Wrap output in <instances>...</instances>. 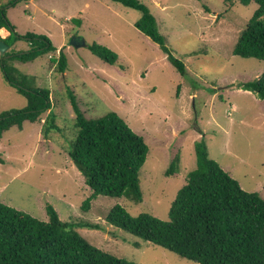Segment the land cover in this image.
I'll list each match as a JSON object with an SVG mask.
<instances>
[{"label":"rangeland","instance_id":"obj_1","mask_svg":"<svg viewBox=\"0 0 264 264\" xmlns=\"http://www.w3.org/2000/svg\"><path fill=\"white\" fill-rule=\"evenodd\" d=\"M139 1L155 16L171 53L183 61L185 75L135 27L140 11L121 3L0 0L22 36L6 52H29L34 44L24 37L26 33L44 35L56 47L26 62L12 60L18 71L11 76L18 86L48 92L60 126L58 132L43 135L46 111L34 122L24 121L21 130L12 127L2 133L0 203L45 221L46 207L51 205L62 221L97 225L75 229L92 245L137 264H198L111 225L105 217L120 204L131 215L148 212L167 220L172 200L195 167L193 142L202 135L209 157L243 190L258 192L264 199V100L238 86L258 77L263 63L232 52L257 5L238 0ZM73 37L85 45L74 47ZM93 42L116 52L115 64L94 55L87 47ZM60 50L67 58L64 73L55 72L51 60ZM6 52L0 54V62ZM22 74L29 80H22ZM68 89L77 94L86 118L116 112L149 145L139 170L141 202L98 195L88 209L82 208L92 190L67 152L75 136L66 121L75 118ZM25 104V97L6 81L0 66V114ZM176 155L179 160L167 175Z\"/></svg>","mask_w":264,"mask_h":264},{"label":"trees","instance_id":"obj_2","mask_svg":"<svg viewBox=\"0 0 264 264\" xmlns=\"http://www.w3.org/2000/svg\"><path fill=\"white\" fill-rule=\"evenodd\" d=\"M112 1L140 11L135 27L157 43L180 75H185L183 61L167 47L148 7L139 0ZM238 2L243 5L254 2L257 6L240 31L232 52L263 63L258 77L238 86L264 100V0ZM6 12V5L0 4V28L9 31V35L0 39L11 48L22 36L17 34ZM24 37L35 47L27 53L9 50L1 56L4 78L25 97L26 104L22 109L0 114V139L4 131L12 127L21 130L24 121L34 122L46 111L41 126L43 135L60 130L48 92L25 88V84L18 86L11 76L18 71L12 60L26 62L40 53L56 51V47L44 35L26 33ZM87 47L110 64H115L118 58L105 45L93 42ZM52 58L56 63L55 72L64 73L66 55L60 50ZM21 76L22 80L28 79L25 74ZM66 96L75 113L73 120H66L75 129L67 152L92 190L82 208L88 209L90 201L98 195L124 196L132 203L141 202L139 170L149 153L147 142L116 112L89 119L79 109L77 94L68 89ZM193 149L195 167L188 172L186 182L172 200L167 220L148 212L131 215L125 207L115 204L106 214V221L198 264H264V199L258 192L243 190L235 178L209 157L204 135L193 142ZM178 160L176 155L166 170L167 175L172 174ZM46 211L47 221L0 203V264H137L92 245L75 229L79 225L89 228L97 225L62 221L51 205Z\"/></svg>","mask_w":264,"mask_h":264},{"label":"water","instance_id":"obj_3","mask_svg":"<svg viewBox=\"0 0 264 264\" xmlns=\"http://www.w3.org/2000/svg\"><path fill=\"white\" fill-rule=\"evenodd\" d=\"M77 40H78L77 38L73 37L70 41V44L73 45L74 47H78L80 45H85L84 41H82V44H80L81 42H78ZM8 49H9V45L0 39V54H3Z\"/></svg>","mask_w":264,"mask_h":264},{"label":"crops","instance_id":"obj_4","mask_svg":"<svg viewBox=\"0 0 264 264\" xmlns=\"http://www.w3.org/2000/svg\"><path fill=\"white\" fill-rule=\"evenodd\" d=\"M0 37L5 38L7 35H9V31L5 28H0Z\"/></svg>","mask_w":264,"mask_h":264},{"label":"clouds","instance_id":"obj_5","mask_svg":"<svg viewBox=\"0 0 264 264\" xmlns=\"http://www.w3.org/2000/svg\"><path fill=\"white\" fill-rule=\"evenodd\" d=\"M9 48H10V46H9Z\"/></svg>","mask_w":264,"mask_h":264}]
</instances>
